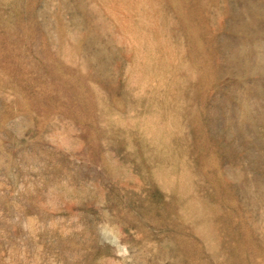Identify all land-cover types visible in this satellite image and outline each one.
Masks as SVG:
<instances>
[{"label":"rangeland","instance_id":"obj_1","mask_svg":"<svg viewBox=\"0 0 264 264\" xmlns=\"http://www.w3.org/2000/svg\"><path fill=\"white\" fill-rule=\"evenodd\" d=\"M258 44L264 0H0V264H264Z\"/></svg>","mask_w":264,"mask_h":264},{"label":"bare ground","instance_id":"obj_2","mask_svg":"<svg viewBox=\"0 0 264 264\" xmlns=\"http://www.w3.org/2000/svg\"><path fill=\"white\" fill-rule=\"evenodd\" d=\"M69 26L71 27V25ZM82 29L83 28L78 29V30L71 29L72 30L71 36L81 34ZM92 30L93 28L90 30L91 33H89V36L87 37V39L82 43L80 49L85 50V55L87 53L86 55L87 60L85 62L89 61L91 68L93 67L95 71L103 72L100 70L99 67H105V58L110 56L111 52L116 50L117 48L116 43L115 41H112V38H108L107 40H105L104 43L102 42L104 45L99 46V49L96 52H94L93 54H89L90 51H88L89 50L88 48L91 49L90 45L94 42L98 43L97 41H95V38H96L95 31L92 32ZM242 45L243 44L236 45L232 49H228V48L224 49V52L222 53V59L219 62V74H222L223 72L222 69L226 67V65L228 64L232 65L234 62H236L237 60L241 58V56L243 55L242 52L245 51L242 48ZM254 49H255V52L258 51V54H259L258 59H256L257 64H258L257 66L258 72L256 73V75H258V77L254 84V89L256 91V96H255L256 101L255 103L251 102L249 98V92L248 94L246 93V95L239 94L240 100L238 102L239 103L238 110L240 109L239 113L241 115L240 118H241L242 126H245V124L250 121L252 109H256L261 114L262 122L264 123V93H263L264 91L261 89L263 86L262 84L264 82V45L258 44L256 45ZM241 125L239 124L240 128H241Z\"/></svg>","mask_w":264,"mask_h":264}]
</instances>
